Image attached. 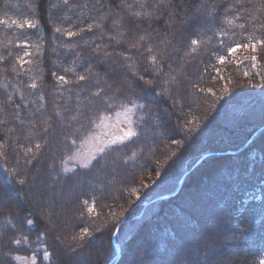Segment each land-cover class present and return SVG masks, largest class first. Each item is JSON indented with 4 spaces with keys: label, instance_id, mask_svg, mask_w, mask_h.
<instances>
[{
    "label": "trees",
    "instance_id": "16d2710c",
    "mask_svg": "<svg viewBox=\"0 0 264 264\" xmlns=\"http://www.w3.org/2000/svg\"><path fill=\"white\" fill-rule=\"evenodd\" d=\"M170 23L179 25L170 39H146ZM247 44H256L255 61L229 60L230 49ZM125 105L135 108L134 133L87 165L70 163L99 120ZM212 151L219 160L198 176L192 167ZM187 171L178 193L155 199L175 191ZM103 174L104 184L76 192L80 179ZM202 180H209L203 201L218 204L205 229L195 214L205 203L190 197L191 213L181 199L183 188ZM136 191L144 198L139 223L125 224L117 237L123 258L126 243L143 232L130 264H218L228 245L240 264H261L264 0H0V264L23 257L71 264L70 252L85 248L86 264H108ZM147 221L166 229L148 235ZM181 222L198 252L187 242L172 252ZM58 229L67 246L54 249L48 236ZM98 236L110 253L94 249Z\"/></svg>",
    "mask_w": 264,
    "mask_h": 264
},
{
    "label": "rangeland",
    "instance_id": "374dc122",
    "mask_svg": "<svg viewBox=\"0 0 264 264\" xmlns=\"http://www.w3.org/2000/svg\"><path fill=\"white\" fill-rule=\"evenodd\" d=\"M107 11L110 13L111 12L112 13L117 12L111 8H108ZM184 18H185V16H184ZM169 20L171 21V17H169ZM181 20H183V19L181 18ZM177 25L172 26L170 23L166 27V29L163 30V32H159L158 30H156V31H153L151 33H146V35H145L146 39H152V37L155 35L160 37L159 39H170L172 36V33L174 32L175 27H177ZM253 45H255L254 50H253ZM233 48H235L236 51L230 52V56H231L229 58L230 61L234 60V62H236V63H242L245 60L249 61L250 59L255 61V59H256V57H255V55H256L255 54L256 44H247L244 46H235ZM253 57H255V59H253ZM221 58H223V57L220 56L219 59L221 60ZM224 59L225 58H223V60ZM134 113H135L134 107H132L130 105H125L124 107H122L121 109L117 110L114 113H111L109 115H104L99 120L95 130L83 140V142L80 144V146L77 148V150L73 153V157L70 158V163L79 164V165H87L92 160V158H94L98 153H101L102 150H104L105 148H107L111 144L122 141V140L128 138L129 136H131L134 133V125H133ZM253 120L254 119H252L250 122H252ZM247 121L248 120H246V122ZM250 122L248 124H250ZM115 167H116V165L114 166V169H115ZM67 168H71V165L70 164L67 165ZM103 171L106 172V171H108V169L103 168ZM119 171H120L119 175H116V176L117 177L119 176L118 179L121 181L122 180L121 178L124 176V174L122 173V170L119 169ZM119 171H117L116 173H118ZM91 179H89L88 181H82L80 179V183L77 185V188L79 191L76 190V192H82L83 194H89L91 191H93V188L95 186L97 187L98 184H104V181L107 180V179L105 180L104 174L101 177L96 176V177H93ZM94 180H96V182ZM91 181L93 183H91ZM13 182H14L13 177H10L6 180V184L8 185L9 188H10V186L14 185ZM85 182L87 183V187H86L87 191H84L82 189L83 186L85 185ZM88 184H89V186H88ZM201 185H203V184H201ZM191 188H192V190H194L195 189L194 185L191 186ZM6 191H8V190H6ZM199 192H201V189H198L197 192H194V193L191 192V194L189 193L188 202H190V195H191V199L195 203H200V202L205 203V201H203V197L201 196V194ZM135 193L136 194L134 196V199H132L130 201V207L125 210V213L123 214L121 221L116 226V229H115L113 236L118 237V235L120 233V229H122L125 224L128 228L130 227V229H132L135 225V222H138V220H137L138 218H136V216L138 214L136 213V211H138V209L140 208V205H141V202L139 203V199L141 200L144 198H139L140 194L138 191H136ZM13 194H15L14 190H13L12 195ZM28 198L34 199V197H32V196H30ZM65 198L67 200H70L71 196H65ZM33 202H34L35 207H37V208L40 207V204H41V206L45 205L44 201L40 202L38 199L37 200L34 199ZM149 203H150V201L145 200L142 202V205L143 204H149ZM88 206L92 209L91 204L88 203ZM135 207H136V210H135ZM204 207L206 208L205 209L206 211H204L202 216L206 220H208V226H209L210 223L212 224V222L215 221V219L217 220V218H218L216 215H213L215 210L218 208V204L216 206V203H213V202L210 203V201H207L205 203ZM135 218H136V220H135ZM132 219H133V221H132ZM59 223L61 225H63L65 223V219L64 218L60 219ZM47 225L48 226L50 225V221L48 219H47ZM62 227H64V226H61V228ZM139 227L140 226H138L137 229ZM61 231H62V229L50 231L51 234L48 236V242L50 244H52V246L54 245V249L55 248L57 249V247L61 248V247L67 246V244H65L64 239H62L63 235H61V233H60ZM137 233L138 232H135L132 237H134V235H136ZM130 234H132V233H130ZM195 239L196 238L194 236H191L190 238H187V239L184 238L185 242H187V244L190 245V248H192V250L194 249V252H198V248H197V245L195 243L196 242ZM54 240L57 241L56 244H53ZM93 243H95V245H96V248H94L95 250H97V247H99V248L103 247V249H106L110 253L111 250L113 249L111 243L110 242L108 243L106 240V237H104V236L103 237L101 236L100 238L98 236L97 239L95 240V242H93ZM212 244H213V241H210L208 243L209 248L212 247L211 246ZM235 249H236L235 245H228V246L223 247V251H225L224 253H226V257L221 256V259H219L220 263H218V264H222V263L223 264H240L239 263L240 262L239 261V255H238L237 251L235 252ZM146 251H148V250H146ZM88 254H89V250L87 248H85V250H83V251L79 250V252H76L74 254H72V252H70L71 264H86V261H87L86 259L88 257ZM117 260H119V259H116V257H115L114 259L110 260L109 263L111 264V262H112V264H114ZM226 260H228V261H226ZM21 262H22V264H32L33 259L23 257L21 259ZM260 262H261V264H264V250L262 251Z\"/></svg>",
    "mask_w": 264,
    "mask_h": 264
},
{
    "label": "bare ground",
    "instance_id": "6f19581e",
    "mask_svg": "<svg viewBox=\"0 0 264 264\" xmlns=\"http://www.w3.org/2000/svg\"><path fill=\"white\" fill-rule=\"evenodd\" d=\"M258 131H256V133H257ZM229 152V150L228 151H226V153H228ZM204 154H206L205 156H204V158L202 159V156L204 155ZM203 155H201V157L196 161V163H195V165L192 167V169H194V171L195 172H200V173H198V176H201V177H206L207 175H208V173L211 171L210 169H211V167H212V165H213V163L215 162V160L217 159V157H212L213 155V151L212 152H206V153H204ZM225 156V155H224ZM223 156V157H224ZM217 160H219V158L217 159ZM206 179H208V178H206ZM216 182H217V180H215L214 181V185L216 186ZM191 183V182H190ZM201 184H203L202 186H203V188H204V184H207L206 186H208L209 185V180H207V181H201V182H198L196 185H195V189L194 190H191V187L190 188H188V187H185V189L183 188L182 190H184L183 191V193L181 194V196H182V200H184V199H186V198H188V196H189V193L191 194V192L192 193H194V192H197V190L198 189H203L202 187H201ZM182 186V185H181ZM206 188H208V189H210L209 187H206ZM181 190V187L175 192V193H178L179 191ZM180 195V194H179ZM190 197H191V195H190ZM189 200V199H188ZM188 208H189V211L192 213L193 212V210H191V206H192V204H190V202H188ZM143 205H147L148 206V204H143ZM147 208V207H146ZM145 208V209H146ZM204 213V211L203 210H200V209H198V211L197 210H195V214L197 215L196 217L199 219V222L200 223H203L202 224V226H203V228L205 229L206 228V222H207V220L202 216V214ZM182 223L183 222H181L180 223V234L179 235H177V241H175L174 239H170L169 240V244H171V245H173V246H171V248H172V252H174V250L177 248V247H179L180 246V244H182L183 242H185V240H184V238H185V234L186 233H188V232H190V231H188V230H186V229H182ZM160 223H158L157 222V224H153V223H151L150 221H147V223H145L144 224V229H145V231H146V233L148 234V235H156L157 233H158V231L160 232L161 230H165L166 229V227L165 226H163V225H159ZM179 224V223H178ZM205 224V225H204ZM179 228V227H178ZM140 231H143L142 229L140 230ZM143 233V232H142ZM142 233H137L136 235H134V237H131V240H129V242L128 243H126V245H128L127 246V251L124 253V255H123V258H122V255H120V256H118V259L119 260H117L114 264H118L119 262H122L121 264H130V263H132L133 262V260H134V258H135V255H136V252H137V249L139 248V246H140V244H141V242H142ZM184 236V237H183ZM172 240H174V242H172ZM180 240L182 241L181 243H178V242H180ZM116 250V252H118L117 251V249H115ZM166 251L167 249L165 248V247H163V251ZM123 254V253H122ZM153 255V254H152ZM155 255L157 256V257H159V255H158V253H156L155 252ZM116 256V255H115ZM147 256V255H146ZM151 256V255H150ZM154 256V255H153ZM115 258V257H114ZM122 258V259H121ZM147 258H148V256H147ZM121 259V260H120ZM124 259V260H123ZM159 264H161L160 263V261H159Z\"/></svg>",
    "mask_w": 264,
    "mask_h": 264
},
{
    "label": "snow or ice",
    "instance_id": "6c2138e0",
    "mask_svg": "<svg viewBox=\"0 0 264 264\" xmlns=\"http://www.w3.org/2000/svg\"><path fill=\"white\" fill-rule=\"evenodd\" d=\"M65 2H67V0H65ZM255 49V45H253V50ZM236 51V49L235 48H233V49H230V52H235ZM253 59H255V57H253ZM221 63H223V58H221ZM60 79L61 80H63L64 79V77L63 76H61L60 77ZM80 79H84V77H80ZM29 223H31V221H29Z\"/></svg>",
    "mask_w": 264,
    "mask_h": 264
},
{
    "label": "water",
    "instance_id": "95a60500",
    "mask_svg": "<svg viewBox=\"0 0 264 264\" xmlns=\"http://www.w3.org/2000/svg\"><path fill=\"white\" fill-rule=\"evenodd\" d=\"M206 154H204L203 156H202V159L204 158V156H205ZM187 174V173H186ZM186 174H184V176L182 177L183 179H184V177L186 176ZM180 188V184L178 185V188H177V190ZM166 196H169V195H166ZM115 238V237H114Z\"/></svg>",
    "mask_w": 264,
    "mask_h": 264
}]
</instances>
